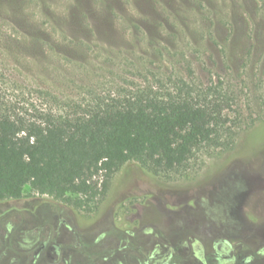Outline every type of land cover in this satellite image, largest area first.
<instances>
[{"label": "rangeland", "instance_id": "374dc122", "mask_svg": "<svg viewBox=\"0 0 264 264\" xmlns=\"http://www.w3.org/2000/svg\"><path fill=\"white\" fill-rule=\"evenodd\" d=\"M182 82L226 99L223 130L233 143L225 145L224 131L218 145L169 173L129 161L105 196L82 208L26 191L20 210L56 221L61 206L73 207L71 220L95 237L112 212L122 223L135 204L146 207L148 230L192 223L188 209L177 214L184 208L200 224L219 221L229 204L264 221V0H0V108L12 115L42 122L81 113L96 99L165 98Z\"/></svg>", "mask_w": 264, "mask_h": 264}, {"label": "trees", "instance_id": "16d2710c", "mask_svg": "<svg viewBox=\"0 0 264 264\" xmlns=\"http://www.w3.org/2000/svg\"><path fill=\"white\" fill-rule=\"evenodd\" d=\"M184 86L165 98L149 92L96 99L81 113L46 115L42 122L0 108V201L28 191L82 208L104 197L113 174L129 161L169 173L197 149L218 145L224 131L225 145L233 143L230 129L223 130L220 102L226 99L212 101L214 88L195 94Z\"/></svg>", "mask_w": 264, "mask_h": 264}, {"label": "flooded vegetation", "instance_id": "af4514ba", "mask_svg": "<svg viewBox=\"0 0 264 264\" xmlns=\"http://www.w3.org/2000/svg\"><path fill=\"white\" fill-rule=\"evenodd\" d=\"M19 199L0 201V264H264V221L240 215L242 204L223 205L219 221L202 224L193 208H184L177 214L184 218L188 209L192 223L170 221V234L153 224L148 230L146 207L135 204L122 223L111 210L109 225L95 237L71 220L73 207L61 206L59 220L48 212L39 219L34 208L21 211Z\"/></svg>", "mask_w": 264, "mask_h": 264}]
</instances>
